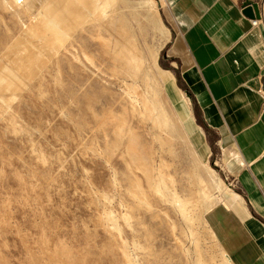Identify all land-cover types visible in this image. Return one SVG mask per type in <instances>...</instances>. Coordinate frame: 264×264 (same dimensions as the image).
Instances as JSON below:
<instances>
[{"label":"rangeland","instance_id":"374dc122","mask_svg":"<svg viewBox=\"0 0 264 264\" xmlns=\"http://www.w3.org/2000/svg\"><path fill=\"white\" fill-rule=\"evenodd\" d=\"M91 1L106 25L124 22L133 34L143 58L138 76L125 73L101 46L98 34L114 42L105 26L91 20L79 28L85 18L78 13L88 0H0V75L6 78L1 85L0 77V108H10L0 113L4 251L12 264H23L19 260L25 255L29 264H234L203 214L206 218L236 183L207 129L203 136L187 119L183 108L188 107L176 102L168 85L172 66L163 56L169 29L163 0H153L158 22L146 2ZM259 17L264 28L263 0ZM30 20L39 33L24 35L20 31ZM146 74L156 77L170 147L155 139L154 134L164 133L151 120L130 110ZM133 86L135 93L129 91ZM123 110L125 135L118 139L112 114ZM129 129L138 150L152 154L153 166L162 157L180 196L193 193L191 173L205 181L209 194L195 196L193 211L194 217L202 214V222L155 194L136 170L151 207L128 191L132 174L123 153ZM107 212L116 217L119 230Z\"/></svg>","mask_w":264,"mask_h":264},{"label":"crops","instance_id":"0c3cea01","mask_svg":"<svg viewBox=\"0 0 264 264\" xmlns=\"http://www.w3.org/2000/svg\"><path fill=\"white\" fill-rule=\"evenodd\" d=\"M260 2L163 0L168 85L236 183L203 214L234 264H264V28L251 22Z\"/></svg>","mask_w":264,"mask_h":264},{"label":"bare ground","instance_id":"6f19581e","mask_svg":"<svg viewBox=\"0 0 264 264\" xmlns=\"http://www.w3.org/2000/svg\"><path fill=\"white\" fill-rule=\"evenodd\" d=\"M88 2L90 3L88 5L83 6L81 8V12L78 13L79 16L85 18V20H82V22L79 24V28H82V23L89 22L91 20L97 23L98 26H105V30L110 35V38L112 39L114 38L113 39L114 42L98 34L96 37L101 42V46H103L104 49H107V51L110 54H112V58H114L113 60L120 63L121 68L124 70L125 73L131 76H138L142 69L143 58H142L141 50L138 47L133 34L130 33L128 27L124 24V22L117 24L115 26L106 25L109 22L108 20H102V16H101L102 11L99 9L98 4L92 3L91 0H88ZM139 2H141L142 4L146 2L149 5L148 13L150 14V17L156 19L157 22L160 21L157 8L155 7L153 0H139ZM9 7H11V5ZM110 15L111 13H108L107 17H110ZM38 29L39 28H37L30 20L29 25L22 27L20 32H23L24 35H32L37 32L39 33ZM33 49L35 50V48ZM27 52H30L29 49ZM154 55L155 54L152 53L153 59L155 57ZM83 56L86 60L91 62V57L89 54L83 52ZM0 77H1V85H3V80L6 79L5 75L4 76L0 75ZM142 83H143L142 89L138 94V97H136L137 99H134L135 104L131 103L130 110L131 112L138 111L140 112L143 119L151 120L152 126L164 133L163 136H161L160 133L154 134L155 139L160 143L161 147H164V145H166V147H170L171 137L165 131L167 114L165 113V109L162 106L161 100L159 98V92H158L159 88L156 83V77L153 75L150 77L146 74L144 75ZM129 91L135 93L136 87L134 86L131 87ZM18 94L20 95V92ZM135 105L139 106V110L136 109ZM4 108L5 109L0 108V113L6 111L7 109L10 110L9 106H6ZM124 113H125L124 110L116 114L111 113L113 117L112 121L116 123V125L114 126V134L115 136H117L118 139L121 136L125 135L123 134V128L125 124ZM11 118L13 117L8 116V118L5 120L11 123L10 122ZM123 154L128 156L125 162L127 164L128 171L132 174L131 177H128V183H129L128 191L134 197L139 199V201L141 203H144L148 208L151 207V204L149 203L146 197L145 191L141 186L140 178L134 172V170H136L139 173H141V175L147 181L149 187H151L152 191L155 194L168 197L170 199V202L175 203L179 207V209L182 212H184V214L188 215L189 212H192V215L190 217L191 218L194 217L195 213H193V211L195 212V209H198L197 207L198 198H196L195 196L204 197V196H208L209 194V190L206 186L205 181L198 174L191 173L192 175H194V183L192 181V186L194 187V189L192 188L191 190L193 193L190 194V196H186V195L180 196L174 190L175 188L173 187L174 186L173 176L168 172H166L168 165L160 156L159 164L157 166H153L152 154L141 153V151L138 150L137 138L132 129H129L128 141L124 147ZM110 213L111 212L106 213L107 217L112 219L113 227L119 230V225L117 224L116 217ZM121 216L128 225L129 222L128 214L125 213ZM195 217L201 220V222L203 221L202 214L198 215L197 213ZM2 223L3 222L0 218V226L2 225ZM4 248H7L6 241L5 239H2V241H0V250H1L0 264H12L10 258L11 255H9V251L7 250L4 251L5 250ZM126 256L129 257L127 254ZM19 261H21L23 264H29L27 255L21 257Z\"/></svg>","mask_w":264,"mask_h":264},{"label":"built area","instance_id":"2783aa9c","mask_svg":"<svg viewBox=\"0 0 264 264\" xmlns=\"http://www.w3.org/2000/svg\"><path fill=\"white\" fill-rule=\"evenodd\" d=\"M251 22H252V24H254V25L258 24L259 22H261V21H260V17L252 18Z\"/></svg>","mask_w":264,"mask_h":264},{"label":"water","instance_id":"95a60500","mask_svg":"<svg viewBox=\"0 0 264 264\" xmlns=\"http://www.w3.org/2000/svg\"><path fill=\"white\" fill-rule=\"evenodd\" d=\"M250 8H248L247 10H249Z\"/></svg>","mask_w":264,"mask_h":264}]
</instances>
